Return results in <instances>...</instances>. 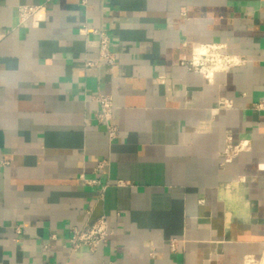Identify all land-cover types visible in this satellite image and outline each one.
I'll return each instance as SVG.
<instances>
[{
	"label": "crops",
	"instance_id": "crops-1",
	"mask_svg": "<svg viewBox=\"0 0 264 264\" xmlns=\"http://www.w3.org/2000/svg\"><path fill=\"white\" fill-rule=\"evenodd\" d=\"M84 1L32 27L47 0H0V264H264V0ZM195 45L243 63L206 72Z\"/></svg>",
	"mask_w": 264,
	"mask_h": 264
},
{
	"label": "built area",
	"instance_id": "built-area-1",
	"mask_svg": "<svg viewBox=\"0 0 264 264\" xmlns=\"http://www.w3.org/2000/svg\"><path fill=\"white\" fill-rule=\"evenodd\" d=\"M52 1L54 0H47V3L44 5L21 6L19 8L20 23L24 24L30 22L32 27H38L42 23L49 21L48 4ZM84 3H86V0ZM98 34L100 36V58L98 63L106 61L110 65H113L114 55L111 51V38L104 31H99ZM193 50L196 54L199 52L198 50L203 51L199 61L202 67H206V72L226 71L243 63L239 57L224 55V47L220 45H195ZM87 65L94 66L96 63L88 62ZM93 100L99 104V110L96 114L97 123L105 126L110 139L117 138L118 128L113 124L112 120L114 110L112 97L98 94L93 97ZM226 105L231 106L230 103H227ZM263 106L264 105L260 104L258 108ZM246 147L247 143L241 144L237 146L235 150L239 151ZM103 165L104 163H101L99 167H103ZM85 182L89 185L98 184V181L85 180ZM17 233H21L20 228H17ZM71 233L72 237L69 239V243L72 251L87 247L92 253H95L100 246L105 245L112 234L106 216L101 217L94 224L86 226L85 228H72Z\"/></svg>",
	"mask_w": 264,
	"mask_h": 264
},
{
	"label": "bare ground",
	"instance_id": "bare-ground-1",
	"mask_svg": "<svg viewBox=\"0 0 264 264\" xmlns=\"http://www.w3.org/2000/svg\"><path fill=\"white\" fill-rule=\"evenodd\" d=\"M199 52L196 54V58H200L201 57V54L203 53L202 50H198ZM211 71V70H210ZM212 72V71H211Z\"/></svg>",
	"mask_w": 264,
	"mask_h": 264
}]
</instances>
